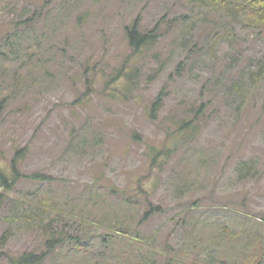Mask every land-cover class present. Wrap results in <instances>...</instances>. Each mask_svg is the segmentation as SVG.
<instances>
[{"label": "rangeland", "instance_id": "374dc122", "mask_svg": "<svg viewBox=\"0 0 264 264\" xmlns=\"http://www.w3.org/2000/svg\"><path fill=\"white\" fill-rule=\"evenodd\" d=\"M216 10L0 0V264H264V26Z\"/></svg>", "mask_w": 264, "mask_h": 264}, {"label": "trees", "instance_id": "16d2710c", "mask_svg": "<svg viewBox=\"0 0 264 264\" xmlns=\"http://www.w3.org/2000/svg\"><path fill=\"white\" fill-rule=\"evenodd\" d=\"M202 7H206L208 10H216L221 8V11L227 12L230 11L236 15H241L244 18H248L254 26H264V0H199ZM215 7H213V6ZM217 11V10H216ZM126 38L128 41V46L133 54L141 53L145 47L150 44H153L156 36L154 34L148 33L143 34L139 30L138 21H134L130 26L126 28ZM119 76V75H118ZM117 76V77H118ZM164 93H160L155 101L152 103L150 108V117L154 118L161 108ZM192 128L190 122L185 123L181 131L187 132L188 129ZM170 147H165L163 149L151 148L149 153L151 154V162L154 164L158 160L163 158H168L171 153ZM17 154L11 162V177L6 176L4 173L0 172V187L9 190L11 186L16 184L18 180V168H17ZM36 182L49 181L50 177L47 175H42L39 173H33L31 178ZM113 192V190H112ZM158 210L149 211L145 214L146 218L149 214L157 213ZM65 240L60 234L51 235L46 241V250L50 252L56 247L61 246ZM44 253L40 255H34L33 253H25L16 259L10 260L11 264H38L44 259Z\"/></svg>", "mask_w": 264, "mask_h": 264}]
</instances>
